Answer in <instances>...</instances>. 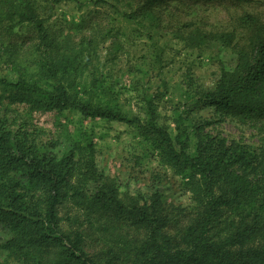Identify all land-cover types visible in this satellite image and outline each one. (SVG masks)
<instances>
[{"label": "trees", "instance_id": "trees-1", "mask_svg": "<svg viewBox=\"0 0 264 264\" xmlns=\"http://www.w3.org/2000/svg\"><path fill=\"white\" fill-rule=\"evenodd\" d=\"M137 1L142 6L124 14L129 20L163 0ZM45 9L40 0H0L1 59L17 68L13 40L21 24L29 27L22 41L27 37L33 52L17 79L0 77V89L31 114L68 111L136 127L161 163L188 173L191 203L167 204L155 185L145 194L121 196L118 184L97 166L93 136L69 117L58 120L56 139L0 119V264H264V146L230 142L196 125L190 152L182 113L172 136L156 122L152 96L145 115L134 116L108 88L100 97L96 69L88 88L78 86L87 43L64 48ZM246 20L254 23L249 48L235 52V63L196 103L264 135V22ZM235 38L234 32L218 37L225 46Z\"/></svg>", "mask_w": 264, "mask_h": 264}, {"label": "rangeland", "instance_id": "rangeland-1", "mask_svg": "<svg viewBox=\"0 0 264 264\" xmlns=\"http://www.w3.org/2000/svg\"><path fill=\"white\" fill-rule=\"evenodd\" d=\"M40 1L64 48L80 49L82 42L87 43L81 56L86 68L82 79L76 82L78 86L88 88L96 69L101 74L96 88L100 97L108 94L102 93L103 87L108 88L122 110L134 116L145 115L146 98L152 96L156 122L172 136L177 133V114L182 113V126L191 138L190 152L194 151L196 125H203L205 131L230 142L264 146V135L250 123L219 113L203 102L196 103L215 88L223 70L235 63V52L246 45L249 48L254 23H248L246 18L264 22V0H163L150 10L140 9L142 14L131 20L124 14L139 9L141 3L137 0ZM227 32L236 33L231 46L218 39ZM15 33L17 68L0 57V77L13 80L25 72L24 67L33 57L30 40L26 37L22 41L29 34L28 25H18ZM201 36L208 37L200 41ZM61 115L31 114L25 103L0 89V119L14 129L34 127L39 138L56 139L58 120L65 122V117H69L74 127L91 134L97 166L118 184L121 196L145 194L155 185L167 204L190 205L188 173L176 172L161 163L157 150L136 127L82 119L76 112Z\"/></svg>", "mask_w": 264, "mask_h": 264}]
</instances>
